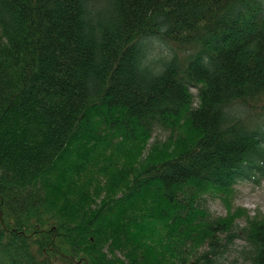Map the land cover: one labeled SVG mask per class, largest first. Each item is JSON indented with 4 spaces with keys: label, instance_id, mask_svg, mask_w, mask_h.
Returning a JSON list of instances; mask_svg holds the SVG:
<instances>
[{
    "label": "trees",
    "instance_id": "obj_1",
    "mask_svg": "<svg viewBox=\"0 0 264 264\" xmlns=\"http://www.w3.org/2000/svg\"><path fill=\"white\" fill-rule=\"evenodd\" d=\"M257 175L264 0H0V264H264Z\"/></svg>",
    "mask_w": 264,
    "mask_h": 264
},
{
    "label": "rangeland",
    "instance_id": "obj_2",
    "mask_svg": "<svg viewBox=\"0 0 264 264\" xmlns=\"http://www.w3.org/2000/svg\"><path fill=\"white\" fill-rule=\"evenodd\" d=\"M194 92V102H198V97L196 95L197 88L193 87ZM154 135H158L162 138L166 137V133L162 131H155ZM257 178L258 180H255ZM236 191L233 195V201L235 205H240L248 208L250 213L253 215L257 210H262L264 212V178L259 175L253 176L251 178L245 177L240 179V181L235 186ZM205 206H207L214 214L224 215L227 212V208L219 197H209L205 201ZM238 223L243 226L245 224V219H238ZM244 245V241L238 239L233 245L232 251L229 255L230 260L241 259L240 248ZM240 261L233 262L237 264Z\"/></svg>",
    "mask_w": 264,
    "mask_h": 264
},
{
    "label": "bare ground",
    "instance_id": "obj_3",
    "mask_svg": "<svg viewBox=\"0 0 264 264\" xmlns=\"http://www.w3.org/2000/svg\"><path fill=\"white\" fill-rule=\"evenodd\" d=\"M157 131H161V130H157ZM162 132H163V131H162ZM249 178H251V177H249ZM255 180H256V179H255ZM239 181H240V180H239ZM239 181H238V182H239ZM238 182H237V183H238ZM235 186H236V185H235Z\"/></svg>",
    "mask_w": 264,
    "mask_h": 264
}]
</instances>
